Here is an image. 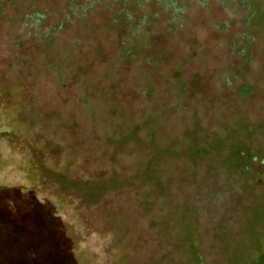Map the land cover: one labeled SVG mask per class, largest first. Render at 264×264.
I'll list each match as a JSON object with an SVG mask.
<instances>
[{
    "label": "rangeland",
    "instance_id": "1",
    "mask_svg": "<svg viewBox=\"0 0 264 264\" xmlns=\"http://www.w3.org/2000/svg\"><path fill=\"white\" fill-rule=\"evenodd\" d=\"M254 1L264 15V0ZM7 2L0 0V188L46 206L65 246L48 257L250 260L264 242V16L246 26L239 0H181L173 24L153 2L77 0L75 22L45 40L69 19L73 0ZM136 20L146 41L121 61ZM133 126L138 141L113 154V137ZM112 179L114 188L84 202L83 182Z\"/></svg>",
    "mask_w": 264,
    "mask_h": 264
},
{
    "label": "trees",
    "instance_id": "2",
    "mask_svg": "<svg viewBox=\"0 0 264 264\" xmlns=\"http://www.w3.org/2000/svg\"><path fill=\"white\" fill-rule=\"evenodd\" d=\"M7 1V3H9L11 0ZM74 1H76L78 5L77 0H73V5L68 9L69 19H65L64 21L61 20L58 25L52 28V32H47L44 36L45 40L54 39V36L61 28L65 27V24L70 23L69 25H71L75 22L74 18L76 17L77 8ZM96 1L97 0H84V2H89L90 4ZM180 1L181 0H142V2H153L155 5L159 6L163 12H170V22L173 24L179 21V16L183 11ZM239 1L241 2L244 15L246 16V26H259L260 22L257 17L260 16V20L262 21L264 16L260 11V6L254 0ZM134 4L138 10L142 9L140 3L134 1ZM125 16L126 15L118 14V19H122L126 23L129 18ZM41 19L42 15L36 13L32 21L39 24ZM141 24L139 20L132 21L130 24L129 37L127 39L132 45L124 50V55L120 58L121 61L137 55L138 46L146 41L147 27H142ZM243 91H245V89H240L242 94ZM138 133L139 127L133 126L126 133L118 137H113L115 139L113 143L115 147L113 154H116L119 149L125 148L130 143L138 141ZM152 138L153 136L150 140H152ZM152 144V141H150V146ZM153 162L155 161L152 160L151 163L149 162L144 167L142 180L145 182H147L152 175ZM239 169L240 171L243 170L242 164H240ZM245 172L251 173L252 176L254 175V172L250 169ZM65 182L69 183L71 187L75 186L72 181L65 180ZM117 184L115 179H112L109 183L99 182L95 184L92 182H83L82 189H79L80 195L84 202L88 203L94 199L96 193H100L101 195L104 191L102 189H112ZM121 184L122 183H119V185ZM46 212V206H44L38 198H35L32 193L22 192L16 188H0V264H51L52 262L57 264L59 262L58 258H51L47 255L60 253L64 251L65 246L62 242L61 234H58L52 222L48 219ZM17 237L18 239H15ZM22 238H25L26 241ZM15 242L17 244L16 246ZM61 242L63 243V249L60 248ZM11 248L14 250L13 252H10ZM14 248H16V250ZM4 250H8L10 253H1ZM198 255L201 258L199 251ZM249 259L250 260H247L245 264H264V242Z\"/></svg>",
    "mask_w": 264,
    "mask_h": 264
}]
</instances>
